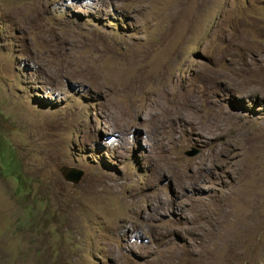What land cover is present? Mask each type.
Instances as JSON below:
<instances>
[{"label":"rangeland","instance_id":"rangeland-1","mask_svg":"<svg viewBox=\"0 0 264 264\" xmlns=\"http://www.w3.org/2000/svg\"><path fill=\"white\" fill-rule=\"evenodd\" d=\"M0 264H264V0H0Z\"/></svg>","mask_w":264,"mask_h":264},{"label":"water","instance_id":"water-1","mask_svg":"<svg viewBox=\"0 0 264 264\" xmlns=\"http://www.w3.org/2000/svg\"><path fill=\"white\" fill-rule=\"evenodd\" d=\"M199 151L196 149H192L191 152L187 153V156L192 157L197 154ZM61 175L65 180L69 182H78L81 178V172L72 170L70 168L64 167L61 169Z\"/></svg>","mask_w":264,"mask_h":264},{"label":"bare ground","instance_id":"bare-ground-1","mask_svg":"<svg viewBox=\"0 0 264 264\" xmlns=\"http://www.w3.org/2000/svg\"><path fill=\"white\" fill-rule=\"evenodd\" d=\"M261 82V81H260ZM263 83V82H262ZM245 90H246V94L248 95V96H255V95H257L258 94V89L257 88H255L253 85H249V86H247V87H245ZM234 112V111H233ZM233 112H232V110L231 109H229V110H226L225 112H223V117H220V118H222V124H225L226 122H230L229 120H230V117H233V119H235V116L233 115ZM235 114V113H234ZM238 115V114H237ZM237 117V116H236ZM232 123V122H231ZM241 155V154H240ZM246 155V154H245ZM248 156L249 157H252L253 155L252 154H248ZM242 160H243V158H244V155L242 156L241 155V157H240ZM246 158V157H245ZM246 161H247V159H246ZM248 162V161H247ZM173 249V248H172ZM178 251V250H177ZM175 252V251H174ZM173 253V252H172ZM178 253V252H177ZM175 254V253H174ZM176 256V255H175Z\"/></svg>","mask_w":264,"mask_h":264}]
</instances>
